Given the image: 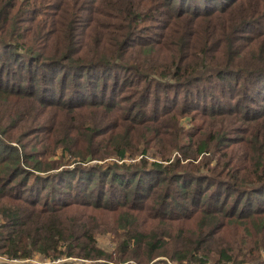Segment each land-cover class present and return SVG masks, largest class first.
<instances>
[{
    "label": "trees",
    "instance_id": "obj_1",
    "mask_svg": "<svg viewBox=\"0 0 264 264\" xmlns=\"http://www.w3.org/2000/svg\"><path fill=\"white\" fill-rule=\"evenodd\" d=\"M35 260L264 264V0H0V264Z\"/></svg>",
    "mask_w": 264,
    "mask_h": 264
},
{
    "label": "rangeland",
    "instance_id": "obj_2",
    "mask_svg": "<svg viewBox=\"0 0 264 264\" xmlns=\"http://www.w3.org/2000/svg\"><path fill=\"white\" fill-rule=\"evenodd\" d=\"M186 127L189 126V122L186 120L185 122ZM141 156L138 157V159ZM135 160V159H133ZM95 160H92L91 163H94ZM115 213L113 212H106L104 215V221L108 222L110 225L108 228L110 230H107L106 232L100 234L99 236V244L107 249L115 247V234L111 231V226L115 224ZM39 260V258H37ZM35 264H47L46 262L41 261H33Z\"/></svg>",
    "mask_w": 264,
    "mask_h": 264
}]
</instances>
